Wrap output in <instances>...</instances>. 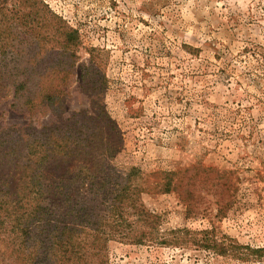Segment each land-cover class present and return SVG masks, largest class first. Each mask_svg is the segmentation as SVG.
Returning <instances> with one entry per match:
<instances>
[{"label":"rangeland","instance_id":"rangeland-1","mask_svg":"<svg viewBox=\"0 0 264 264\" xmlns=\"http://www.w3.org/2000/svg\"><path fill=\"white\" fill-rule=\"evenodd\" d=\"M0 141V264H264V0H0Z\"/></svg>","mask_w":264,"mask_h":264},{"label":"trees","instance_id":"trees-1","mask_svg":"<svg viewBox=\"0 0 264 264\" xmlns=\"http://www.w3.org/2000/svg\"><path fill=\"white\" fill-rule=\"evenodd\" d=\"M2 144H3V142L0 141V146ZM8 149H9V147L7 149L5 148V150L2 153L0 151V160H2V158L4 156H6V154L8 153ZM46 223H48V221ZM52 231L57 232L58 229L54 227V228H52ZM71 238H72V233H71L70 230H67V228L60 229V233H59L58 239H60V240H62L64 242H68V241L71 240ZM200 242H202L203 244H205V245H201L203 248L212 250L213 252H215L217 254H220L221 253V251L218 252V248L216 246V243L213 242V239L212 238L208 237V234L206 232H205V235L203 236V238L200 240ZM262 251H264V250L263 249H261L259 251L254 250L252 252H258L257 253V254H259L258 257H260Z\"/></svg>","mask_w":264,"mask_h":264}]
</instances>
